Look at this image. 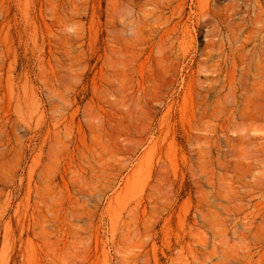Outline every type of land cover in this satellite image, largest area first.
Wrapping results in <instances>:
<instances>
[{"label": "rangeland", "instance_id": "1", "mask_svg": "<svg viewBox=\"0 0 264 264\" xmlns=\"http://www.w3.org/2000/svg\"><path fill=\"white\" fill-rule=\"evenodd\" d=\"M0 264H264V0H0Z\"/></svg>", "mask_w": 264, "mask_h": 264}, {"label": "bare ground", "instance_id": "2", "mask_svg": "<svg viewBox=\"0 0 264 264\" xmlns=\"http://www.w3.org/2000/svg\"><path fill=\"white\" fill-rule=\"evenodd\" d=\"M232 7H233V5L231 6V8H230V7H229V8L232 9ZM233 9H234V8H233ZM233 9H232V11H234ZM229 15H231V14H229Z\"/></svg>", "mask_w": 264, "mask_h": 264}]
</instances>
